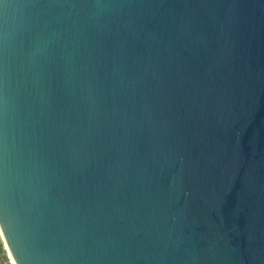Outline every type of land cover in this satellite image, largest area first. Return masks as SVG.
<instances>
[{
	"label": "water",
	"instance_id": "obj_1",
	"mask_svg": "<svg viewBox=\"0 0 264 264\" xmlns=\"http://www.w3.org/2000/svg\"><path fill=\"white\" fill-rule=\"evenodd\" d=\"M0 237L16 264H264V0H3Z\"/></svg>",
	"mask_w": 264,
	"mask_h": 264
},
{
	"label": "rangeland",
	"instance_id": "obj_2",
	"mask_svg": "<svg viewBox=\"0 0 264 264\" xmlns=\"http://www.w3.org/2000/svg\"><path fill=\"white\" fill-rule=\"evenodd\" d=\"M0 258H3L4 260H8L9 259L5 249L3 247V243H2L1 237H0Z\"/></svg>",
	"mask_w": 264,
	"mask_h": 264
},
{
	"label": "clouds",
	"instance_id": "obj_3",
	"mask_svg": "<svg viewBox=\"0 0 264 264\" xmlns=\"http://www.w3.org/2000/svg\"><path fill=\"white\" fill-rule=\"evenodd\" d=\"M0 264H11V259L4 260L3 258H0Z\"/></svg>",
	"mask_w": 264,
	"mask_h": 264
},
{
	"label": "bare ground",
	"instance_id": "obj_4",
	"mask_svg": "<svg viewBox=\"0 0 264 264\" xmlns=\"http://www.w3.org/2000/svg\"><path fill=\"white\" fill-rule=\"evenodd\" d=\"M2 243H3V247H4V249H5L6 253H7L8 258L12 259L10 253L8 252L7 248L5 247V244H4L3 240H2Z\"/></svg>",
	"mask_w": 264,
	"mask_h": 264
},
{
	"label": "snow or ice",
	"instance_id": "obj_5",
	"mask_svg": "<svg viewBox=\"0 0 264 264\" xmlns=\"http://www.w3.org/2000/svg\"><path fill=\"white\" fill-rule=\"evenodd\" d=\"M0 3H3V0H0ZM11 264H16V258L14 256L11 259Z\"/></svg>",
	"mask_w": 264,
	"mask_h": 264
}]
</instances>
